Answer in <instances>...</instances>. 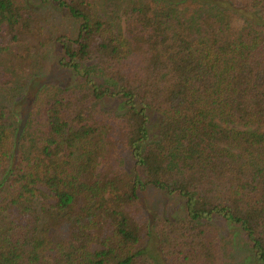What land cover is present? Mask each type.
Returning <instances> with one entry per match:
<instances>
[{
	"label": "trees",
	"instance_id": "16d2710c",
	"mask_svg": "<svg viewBox=\"0 0 264 264\" xmlns=\"http://www.w3.org/2000/svg\"><path fill=\"white\" fill-rule=\"evenodd\" d=\"M36 2L74 31L0 0V264H239L215 224L264 264V0ZM44 48L74 79L21 116ZM150 189L184 200L156 259L135 213Z\"/></svg>",
	"mask_w": 264,
	"mask_h": 264
},
{
	"label": "rangeland",
	"instance_id": "374dc122",
	"mask_svg": "<svg viewBox=\"0 0 264 264\" xmlns=\"http://www.w3.org/2000/svg\"><path fill=\"white\" fill-rule=\"evenodd\" d=\"M32 3L33 7L39 10L40 16L42 19H47L48 23L45 24V27L48 28L45 32L46 35H50L51 32L58 30L60 34L70 35L74 31V24L71 20L63 17L61 20L58 19V15H61L59 12L53 11L52 13H56L53 16H49L50 14L46 13V10L42 9L41 5L37 4L36 0H28ZM35 9V10H36ZM36 10V11H37ZM41 10V11H40ZM34 38H26L23 41L24 45L32 46L35 43ZM22 48V46H20ZM52 47V46H51ZM56 48H44V52L41 51L39 55L40 58H36L39 64L34 65L36 69L39 68L40 75L33 76L30 78L29 72L31 73L32 70H29V67L25 68L22 72V77L19 79L20 85V92L22 95H16V101L22 103V109L19 111V114L22 116L26 113V110L29 109V105L31 99L38 88V86L45 82H55L60 85L69 84L71 81L70 79H74L69 73L67 74L65 71L59 69L55 64L54 55L57 54ZM39 83V84H38ZM15 103V104H19ZM110 107V106H108ZM150 132L151 134H155L157 130L158 124V117L156 115L150 116ZM184 210V200L179 196H168L163 194L160 191H152L151 189L148 191H144L140 194L139 201L136 204L135 213L138 216L139 220L142 222V225L145 228V232L151 230L152 232V240L150 246V252L154 255L156 259L158 254L156 238H155V225L164 219H178L181 218L183 215ZM219 230V236L222 237H229L227 243L230 244L232 248V256L235 257V261L239 264H242L243 261L249 263L252 261V257L250 255V259L246 260V257L249 256V252L246 247L243 245L242 238L239 235H236L237 232L234 234V230H230L228 228L223 230L219 224H215ZM221 229V230H220ZM223 239V238H222ZM232 241V244H231ZM249 258V257H248ZM252 263V262H251Z\"/></svg>",
	"mask_w": 264,
	"mask_h": 264
}]
</instances>
